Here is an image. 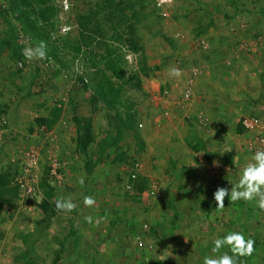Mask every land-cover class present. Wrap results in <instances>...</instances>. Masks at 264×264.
I'll use <instances>...</instances> for the list:
<instances>
[{"label": "rangeland", "instance_id": "rangeland-1", "mask_svg": "<svg viewBox=\"0 0 264 264\" xmlns=\"http://www.w3.org/2000/svg\"><path fill=\"white\" fill-rule=\"evenodd\" d=\"M158 2L0 0V264H201L228 230L255 241L243 264H264V211L200 200L214 193L201 164H226L234 183L258 149L240 120L264 125V48L236 43L264 36V0ZM237 19L247 26L227 32ZM40 42L45 58L26 59ZM58 197L76 209L58 211Z\"/></svg>", "mask_w": 264, "mask_h": 264}, {"label": "clouds", "instance_id": "clouds-1", "mask_svg": "<svg viewBox=\"0 0 264 264\" xmlns=\"http://www.w3.org/2000/svg\"><path fill=\"white\" fill-rule=\"evenodd\" d=\"M164 2L166 0H159L157 6L159 7ZM63 31L67 32L68 29L65 28ZM24 55L29 60L34 56L37 59H44L46 56L44 43L40 42L35 49H25ZM129 60L131 61V57H129ZM169 75L180 77L182 72L179 68L173 67L169 70ZM78 183L84 185L85 181L81 178ZM229 183L230 187H217L213 193L217 208L222 209L224 207V200L227 197L231 202H248L264 211V149H257L253 152L250 160L241 167L239 178L234 183L230 181ZM95 202L93 196L85 195L83 197L85 206L91 207L95 205ZM76 207V203L70 197H58L55 202V208L61 212L70 213ZM85 219L89 223L92 222L90 216L85 217ZM254 245L255 241L250 236H246L243 231L228 230L222 235L211 239L210 253L203 256L201 264H243L242 258L253 255ZM202 247H209L207 239L203 241ZM168 256H161L158 260L163 261Z\"/></svg>", "mask_w": 264, "mask_h": 264}, {"label": "crops", "instance_id": "crops-1", "mask_svg": "<svg viewBox=\"0 0 264 264\" xmlns=\"http://www.w3.org/2000/svg\"><path fill=\"white\" fill-rule=\"evenodd\" d=\"M236 16H237V13L235 14V17ZM235 24H236V27L233 26L232 24H228L226 27V31L229 33H236L238 31V28L240 29V31H243V29H244L243 27L247 26L246 23H239L238 19H237V22ZM201 39H203V38H201ZM201 39L198 38V41ZM236 40H239V38ZM204 41H206L205 38H204ZM236 45H237L238 50H241L242 47H246L250 51L261 52V50L264 48V36H259L258 34H254L252 36V38L249 39V42L237 41ZM201 165H202L201 167H203L205 170H207V173L209 175L207 177V180H206L207 182H205V183H207V187L209 190L215 191L217 189V187H221V186L222 187H228L230 185L228 177L225 176V172L228 171V169H229L226 164H223L222 162L220 163V161H216L214 159H210L207 162V164L204 163V165L203 164H201ZM219 173H221V174H219ZM222 173H224V174L222 175ZM179 175L180 174H178V176ZM190 180L193 183L194 178H191ZM189 183H190V181H189ZM192 191H193V189L190 190L189 192H192ZM189 197L190 196H188L186 199L184 197H181V201L179 202L181 211L184 209L186 200H188L187 203H190V201H193ZM197 197L198 196L193 197L194 201H197ZM202 197H200V200H204V201L209 200L211 202V206H210L209 210H211L213 208V209L223 211L224 213L229 211L230 215H232V211L237 212V209L236 210L230 209V206H228L227 204L226 205L224 204V207L222 209L217 208L216 202L214 201L212 196H210L209 198H204V199ZM183 212H184V210H183ZM183 214H184V216L189 215L185 212Z\"/></svg>", "mask_w": 264, "mask_h": 264}, {"label": "built area", "instance_id": "built-area-1", "mask_svg": "<svg viewBox=\"0 0 264 264\" xmlns=\"http://www.w3.org/2000/svg\"><path fill=\"white\" fill-rule=\"evenodd\" d=\"M201 42H202L201 46L206 47L204 39H201ZM20 65H21V63L19 62V66ZM190 96H191L190 87H185L182 91V97L187 101V100H189ZM166 113L167 112H164V114H166ZM139 125H141V124H139ZM240 125H241V128L244 132H247V133L257 132L259 134L257 148L258 149H264V135H263L264 125H263L262 119L256 114H247L241 118ZM31 156H33V151H31ZM59 165H60L59 162L55 158H51L50 159V173L56 175ZM134 167H138V164L135 163ZM130 177L135 178L136 172L135 171L131 172ZM20 185H21L24 193L30 194V195H34L36 193V187L31 180H25V181L21 180ZM150 192H151V194H154L155 190L152 189ZM148 229H149L148 224L143 223L140 231L135 234L134 239L136 240L139 247L140 246L145 247V245H146L145 238L147 237ZM144 258H145V260H148L149 256L145 255Z\"/></svg>", "mask_w": 264, "mask_h": 264}]
</instances>
